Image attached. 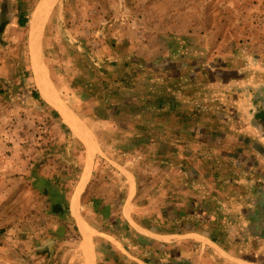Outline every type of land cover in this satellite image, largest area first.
<instances>
[{"label":"rangeland","instance_id":"obj_1","mask_svg":"<svg viewBox=\"0 0 264 264\" xmlns=\"http://www.w3.org/2000/svg\"><path fill=\"white\" fill-rule=\"evenodd\" d=\"M42 1L0 0V264H36L47 242L78 254L55 195L67 212L75 193L99 239L127 177L160 206L217 137L225 168L264 104V0H54L33 40Z\"/></svg>","mask_w":264,"mask_h":264},{"label":"crops","instance_id":"obj_2","mask_svg":"<svg viewBox=\"0 0 264 264\" xmlns=\"http://www.w3.org/2000/svg\"><path fill=\"white\" fill-rule=\"evenodd\" d=\"M259 84L263 85L264 80ZM256 101L264 103V97ZM262 106L254 112L256 122H249L243 129L249 134L251 149L255 145L253 149L258 152L254 157L249 147L241 148L242 156L228 159L223 168L224 159L217 157L224 148L223 139L217 137L210 141L213 149L209 153L205 148L197 158L189 156L192 159L187 158L180 174L165 182L163 205L157 201L161 207L149 205L151 201L145 203L146 196L137 190L138 184L130 175L119 205L110 208L111 231H101L105 239L95 236L96 230L85 212L78 211L79 200H73V193L66 214L79 237L78 254L63 251L67 243L55 247L47 242L42 247L51 252L45 249L43 255L35 253L36 264H264ZM219 129L233 133L224 127ZM230 146H226L229 152L234 150ZM72 201L76 202L75 213ZM60 243L57 240L56 245Z\"/></svg>","mask_w":264,"mask_h":264},{"label":"bare ground","instance_id":"obj_3","mask_svg":"<svg viewBox=\"0 0 264 264\" xmlns=\"http://www.w3.org/2000/svg\"><path fill=\"white\" fill-rule=\"evenodd\" d=\"M54 0H43L41 2V4L39 5V8L37 10V12L33 15V18L31 20V24H30V37L34 40L36 39L37 35H38V32H39V28L44 20V17L46 15V13L48 12L49 8L51 7L52 3H53ZM29 34V33H28ZM35 67V66H34ZM35 72H36V79H37V82H38V85L40 86L41 88V92L43 94H46V91L47 89H45L46 85L44 82L41 81V78H40V70L38 69H35ZM42 74V73H41ZM44 98V97H43ZM54 103V102H53ZM89 166V165H88ZM87 174L85 173L84 174V177H83V184L82 186L84 185V183L87 181ZM76 202L74 201V205H73V212L75 213L76 211Z\"/></svg>","mask_w":264,"mask_h":264},{"label":"trees","instance_id":"obj_4","mask_svg":"<svg viewBox=\"0 0 264 264\" xmlns=\"http://www.w3.org/2000/svg\"><path fill=\"white\" fill-rule=\"evenodd\" d=\"M26 22H27V20L25 18L24 19L23 18H19V22L18 23H19L20 27H24ZM82 89L86 90L87 88H86V86H84V88H82ZM0 93H2L1 89H0ZM34 96H35L36 99L39 98L38 93H35ZM46 191L49 193L48 190H46ZM51 200H53V202H52V210H54V211L56 210L57 214H59L60 217H64L66 215V208L65 209L63 208V203H64L63 199H60V197H57L55 195L54 197H51ZM97 204H98V202H97ZM107 213H108V209H105L103 215L106 217ZM61 230H63V229H61Z\"/></svg>","mask_w":264,"mask_h":264}]
</instances>
